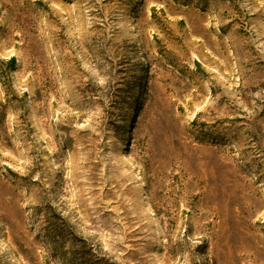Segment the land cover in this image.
Returning a JSON list of instances; mask_svg holds the SVG:
<instances>
[{
	"label": "rangeland",
	"instance_id": "374dc122",
	"mask_svg": "<svg viewBox=\"0 0 264 264\" xmlns=\"http://www.w3.org/2000/svg\"><path fill=\"white\" fill-rule=\"evenodd\" d=\"M52 224L264 264V0H0V264H65Z\"/></svg>",
	"mask_w": 264,
	"mask_h": 264
},
{
	"label": "trees",
	"instance_id": "16d2710c",
	"mask_svg": "<svg viewBox=\"0 0 264 264\" xmlns=\"http://www.w3.org/2000/svg\"><path fill=\"white\" fill-rule=\"evenodd\" d=\"M52 225L53 230L46 229L48 236L56 243L60 240L63 244L65 242V245H62L68 248L66 254L69 256L65 264H116L110 258L96 251L87 240L76 236L73 232L66 231V228H62L58 224Z\"/></svg>",
	"mask_w": 264,
	"mask_h": 264
}]
</instances>
